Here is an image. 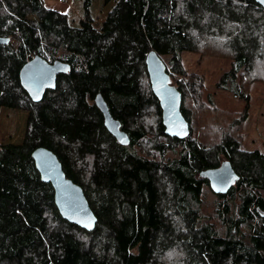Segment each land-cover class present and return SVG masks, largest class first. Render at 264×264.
<instances>
[{
  "label": "trees",
  "instance_id": "obj_1",
  "mask_svg": "<svg viewBox=\"0 0 264 264\" xmlns=\"http://www.w3.org/2000/svg\"><path fill=\"white\" fill-rule=\"evenodd\" d=\"M115 1L97 25L91 0H84V18L73 28L45 0H0V37L11 39L0 46V107L28 112L23 143L0 145V264H264V154L245 150L242 135L223 126L212 144L195 136L188 98L201 96L203 83L188 76L182 60L185 53L205 54L210 44L220 57L228 52L233 64L218 88L248 107L243 78L264 61V9L255 0ZM152 51L182 94L186 139L165 134L146 64ZM36 56L71 67L39 103L20 81ZM99 94L129 145L106 129ZM39 148L52 151L83 189L97 218L92 232L62 218L54 188L32 159ZM177 149L172 161L152 154ZM224 162L238 181L216 195L202 173ZM206 188L219 201L225 233L201 225ZM241 229L249 230L248 241ZM173 250L177 261L167 263Z\"/></svg>",
  "mask_w": 264,
  "mask_h": 264
},
{
  "label": "rangeland",
  "instance_id": "obj_2",
  "mask_svg": "<svg viewBox=\"0 0 264 264\" xmlns=\"http://www.w3.org/2000/svg\"><path fill=\"white\" fill-rule=\"evenodd\" d=\"M45 3L48 8L65 13L71 27L80 28V22L84 18V0H45ZM115 5V0L110 2L91 0L90 11L93 22L97 25L103 24ZM207 47L209 50H205L203 55L185 53L182 58L188 76L192 80L195 78L197 80L202 79L203 83L201 85V96L197 97L195 95L193 97V95H190L188 98V107L192 109V114L194 113L195 127L199 128L195 136L200 140L205 139L204 141L207 144H212L215 141L214 135L218 134L217 136H220L222 134L219 127L223 126L226 131H231L232 134L242 135L241 139L245 150L260 151L264 154V61L256 63L255 71L243 78L245 91L249 95V104L246 107L244 101L218 88L221 77L232 67V58L226 51H220L224 53L220 57L221 53L213 48L212 44ZM177 79L182 81L180 77ZM213 108L218 113L214 114L215 112H212ZM245 112H247L246 120L240 125V117ZM213 117L214 121L211 122L210 120ZM27 120L28 112L26 111L0 107V145L22 144L26 134ZM209 125L210 128H208ZM236 129H238L239 134L235 131ZM207 130H209L208 135L206 134ZM147 140L151 141V136ZM136 151L139 155H144L141 148L136 147ZM179 151L180 149H177L176 152H169L164 157L157 153H151L154 158L167 162L177 159ZM262 195L264 196V193ZM218 204L217 197L210 189L206 188L200 209L201 225H213L215 229L225 233L216 217ZM241 235H243L245 241H248L250 232L248 229H241ZM177 258L173 250L167 257L166 262H176Z\"/></svg>",
  "mask_w": 264,
  "mask_h": 264
},
{
  "label": "water",
  "instance_id": "obj_3",
  "mask_svg": "<svg viewBox=\"0 0 264 264\" xmlns=\"http://www.w3.org/2000/svg\"><path fill=\"white\" fill-rule=\"evenodd\" d=\"M264 9V0H255ZM10 38L0 37V46L9 45ZM153 93L160 101L163 125L168 137L186 139L191 135L189 124L181 112L182 94L171 84L166 72L165 63L155 52H150L146 59ZM70 65L61 61L50 63L41 56L29 61L20 71V81L24 90L34 103L42 101L47 90L57 86L58 76L68 73ZM95 103L104 117L108 132L122 145H129L130 138L121 130V124L116 121L102 95H97ZM37 171L45 184H51L55 190V203L64 220L79 228L92 232L97 225L83 189L68 179L58 157L46 148H39L32 154ZM210 183V188L216 195H226L237 183L238 176L230 162H224L219 168L202 173Z\"/></svg>",
  "mask_w": 264,
  "mask_h": 264
}]
</instances>
